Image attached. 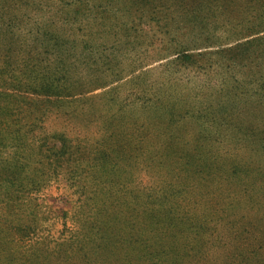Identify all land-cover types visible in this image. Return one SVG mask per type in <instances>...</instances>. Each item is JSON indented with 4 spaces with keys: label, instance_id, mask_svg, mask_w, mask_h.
Listing matches in <instances>:
<instances>
[{
    "label": "rangeland",
    "instance_id": "obj_1",
    "mask_svg": "<svg viewBox=\"0 0 264 264\" xmlns=\"http://www.w3.org/2000/svg\"><path fill=\"white\" fill-rule=\"evenodd\" d=\"M6 23L23 53L51 33L76 41L68 76L83 93L68 98L78 110L67 116L93 130L118 119L147 163L163 164L159 177L181 173L200 190L183 203L205 218L202 239L191 249L179 238V254L151 264H264V0H0V38ZM88 44L105 47V60L86 56ZM132 171L133 188L156 181ZM67 187L39 199L56 229L77 201Z\"/></svg>",
    "mask_w": 264,
    "mask_h": 264
},
{
    "label": "trees",
    "instance_id": "obj_2",
    "mask_svg": "<svg viewBox=\"0 0 264 264\" xmlns=\"http://www.w3.org/2000/svg\"><path fill=\"white\" fill-rule=\"evenodd\" d=\"M4 28L0 38V264H73L76 260L151 264L157 256L177 255L182 245L188 248V241L202 239L199 224L203 226L204 217L183 203L184 196L200 190H189L186 176L159 177L153 166L163 164L147 163L150 152L132 145L119 129L118 119H105L107 124L93 130L67 116L78 110L71 109L75 100L68 98L83 93L72 88L77 84L69 77L71 57H79L83 48L79 53V48L70 51L76 41L51 33L36 39L38 51L24 49L23 53L17 47H23L24 41L11 33L13 25L6 23ZM87 47L85 55L95 57L94 63L107 57L105 47L100 51L91 44ZM196 160L193 157L188 160L192 165L185 164L200 175ZM133 169L146 176L154 173L156 181L133 188ZM61 182L77 201L71 215L64 214L62 228L56 229L39 199ZM179 238L178 248L174 243Z\"/></svg>",
    "mask_w": 264,
    "mask_h": 264
}]
</instances>
